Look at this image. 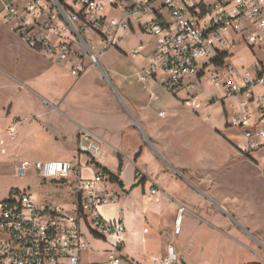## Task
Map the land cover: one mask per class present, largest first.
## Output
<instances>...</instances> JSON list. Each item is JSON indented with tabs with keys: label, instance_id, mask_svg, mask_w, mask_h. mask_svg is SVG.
Segmentation results:
<instances>
[{
	"label": "built area",
	"instance_id": "2783aa9c",
	"mask_svg": "<svg viewBox=\"0 0 264 264\" xmlns=\"http://www.w3.org/2000/svg\"><path fill=\"white\" fill-rule=\"evenodd\" d=\"M20 6H8L7 19L15 20L14 29L33 48L66 64L72 74L81 76L91 67H98L107 76L101 59L108 49L120 40V31L126 35L135 30L132 19L138 21L141 31L156 38L150 63L143 70V78L157 77L169 91L179 93L184 80L206 75V66L200 68L198 60L211 55L218 43L225 45L223 34L256 29L264 43V0H23ZM157 4H161L158 8ZM201 7H204L203 11ZM117 12L120 18L110 16ZM146 20L141 22V20ZM255 34V33H253ZM261 48L262 45H259ZM144 49L140 44L133 51L139 56ZM226 51H221V53ZM216 53V54H217ZM228 53V52H227ZM228 74L234 68L227 64ZM257 75L245 72L239 83L219 78L216 71L209 78L221 85L224 97L236 96L240 112L231 119V125L243 128L249 140V149L264 145V55L256 66ZM195 83L190 84L194 88ZM256 103L255 124L246 127L252 119V104ZM18 124L9 126L12 140L17 137ZM79 155L90 157L88 165L102 163L105 150L101 141L89 130L80 128L77 140ZM24 168L35 167L44 178L69 177L76 179V217L66 215L64 208L49 202H37L27 191L14 193L0 201V264H81V254L90 244L83 233V224L97 237H122L127 228L122 218L108 220L100 207L117 201L119 192L104 188L109 175L99 166L93 177L83 176L82 161H25ZM139 181L146 179L137 171ZM112 182V181H111ZM160 188L152 183L148 196L160 202ZM180 206L174 233L182 231V218L186 211ZM148 229L146 228L145 231ZM111 264H120L115 253ZM154 264H181L175 243L170 242L166 253Z\"/></svg>",
	"mask_w": 264,
	"mask_h": 264
},
{
	"label": "crops",
	"instance_id": "0c3cea01",
	"mask_svg": "<svg viewBox=\"0 0 264 264\" xmlns=\"http://www.w3.org/2000/svg\"><path fill=\"white\" fill-rule=\"evenodd\" d=\"M19 1L0 0V26L8 28L12 34L17 33L7 20L6 14L8 6ZM119 35H121L120 40L110 49L116 54L114 61L125 63L119 67L116 64L106 67L103 58L110 50L108 49L101 59L107 76L98 67H91L81 76H75L68 65L59 63L55 58L31 48L48 60V63H53L52 66L57 65L67 69L71 77L65 85L52 80L48 85L42 86V91L35 88L34 82L30 84L46 105H53L54 109H45V111L49 115L56 114L61 122H65L67 128L62 130L61 137L68 141L73 135L77 148L79 130L84 128L101 141L105 157L100 165H88L90 157L85 154L79 155L78 152V158L84 165L83 176L93 177L99 166H103L123 181V186L115 183L120 188L112 190L105 185L106 182L104 183V188L119 192L121 196L117 201L100 207V212L106 219L122 218L127 228L125 235L116 236L115 253L119 257H125L132 264H154L166 253L168 244L173 242L180 254L181 264H188L185 259L183 260L181 253L185 257L200 256L201 253L197 252L198 245L194 244L195 240L200 235L210 232L207 239L211 243L217 241L218 249L221 250L218 252L220 257L215 259L214 264H264V213L256 216L257 213H252L253 210L242 208L241 201L236 197L221 193L218 188L219 178L211 172L197 168L193 159L184 153V148L182 151L177 148V137H183V145L189 143L191 139L185 135L191 129L183 123L179 125L177 116L172 111L173 107H177L180 103L176 95L178 93L169 91L157 77H142L143 70L150 63L156 38L143 33L148 41L141 42L144 44V49L139 56H134V49L141 43L132 51L126 52L119 44L128 35L124 31H120ZM20 38L26 42L23 37ZM203 77H205L204 72L194 78L190 77V81L182 85L180 92L186 90L190 95L192 90L190 84L195 83L196 86ZM108 85L114 88L116 97L111 93L112 90ZM97 89L109 93V102L96 96ZM27 93L33 98L34 95L30 91ZM195 93L193 91V94ZM187 101L191 102V100ZM41 116L43 117V114ZM130 129L137 136L138 143L134 148L126 146L127 133ZM130 151H132L131 155ZM146 152L157 158V167L142 162ZM121 159L123 165L120 169ZM208 160L207 165L211 164L207 166L208 168L218 166L215 155ZM169 167L187 180L189 184L187 186L191 190L187 196H182L177 191L176 182L165 178L163 171ZM91 170L93 172L89 173ZM138 170L146 174L145 180L137 179ZM123 171L129 172L127 179L123 176ZM152 183L160 188V202L148 196ZM137 184L142 188L136 186ZM140 190L152 200L148 205L143 206L142 210L136 211L134 200L138 199L137 193ZM205 199L212 202L213 206H207ZM180 206H185L187 210L182 218V231L175 235L174 225ZM168 209L173 210L175 219L168 218L166 214ZM140 214L144 217V223L150 221L148 230L145 231L144 228L142 243L135 240V217ZM186 214L189 217H185ZM184 218L187 220L185 227ZM111 236L114 235L100 238L107 240ZM251 238L260 245L261 251ZM126 241H129V246L125 249ZM181 243H185V246L181 247ZM91 255L89 248L84 250L81 254V264L89 262Z\"/></svg>",
	"mask_w": 264,
	"mask_h": 264
},
{
	"label": "rangeland",
	"instance_id": "374dc122",
	"mask_svg": "<svg viewBox=\"0 0 264 264\" xmlns=\"http://www.w3.org/2000/svg\"><path fill=\"white\" fill-rule=\"evenodd\" d=\"M192 1L199 3V0ZM178 2L182 3V0ZM24 3L22 0L18 2L20 6ZM160 6L161 4H157L158 8ZM7 15L8 11L6 18ZM110 16L120 18L117 12L111 13ZM7 20L11 26H15L14 19ZM132 21L136 32L132 31V34L126 36L119 44L126 52L132 51L141 42L148 41L139 28L138 21L134 18ZM144 21L146 20H141V22ZM252 31L255 34L250 30L223 34L225 45L218 43L217 48L228 52L227 64H231L234 68V74H228L224 67L212 62L216 51L199 59L200 68L208 63L205 77L191 90L190 95L186 90L176 94L180 103L177 107H173L172 111L175 112L179 125L183 123L192 130L185 134L187 138H191L186 145L182 144L183 137H177V148L180 151L184 148V153L193 159L197 168L211 172L219 178L218 188L221 193L236 197L241 201L242 208L253 210L252 213H257V216L259 213H264V145L258 149H249L250 144L244 129L231 125L232 117L240 112L239 99L236 96L224 97L221 85L208 77L211 71H216L219 78L223 77L225 81L239 83L247 71L254 76L257 75L255 66L259 64L260 58L264 55V43L258 38L254 45V36L257 35V31L256 29ZM16 33L18 35L0 26V201L9 199L14 189L27 191L37 202L53 203L64 208L68 217L75 218L77 195L76 179L73 175L66 178L61 176L44 178L35 167H23L25 161H74L78 159L73 135L68 141L60 135L62 130L67 128L64 125L65 122H61L56 114L49 115L45 111V109H54L53 105H46L43 98L37 95L30 86L31 82H34L35 88L42 91V86L48 85L52 80L65 85L70 81L71 75L67 69L57 65L52 66L51 62L48 63V60L34 52L32 47L20 38L19 33ZM259 45L262 47L260 48ZM114 59H116V54L113 49H110L103 58L104 65L109 68L113 64L119 67L125 63L114 61ZM189 81L190 77H187L184 84ZM108 86L116 97L117 93L114 88ZM256 90L258 93L264 92V87ZM28 91L35 97L31 98ZM193 91L196 93L193 94ZM95 94L99 99L109 102L108 92L97 89ZM257 107L256 103L252 104V119L246 123V127L255 124ZM13 124H18L15 140H12L7 133L9 126ZM137 143V136L130 129L127 133L126 146L134 148ZM129 153L131 155L132 151ZM213 155L217 158L218 168L216 166L215 168L207 167L211 165H207L208 158H213ZM156 159L153 154L146 152L142 162L157 167ZM92 172V170L89 171V173ZM163 173L169 181L176 182L177 191L182 196H187L191 192L183 175L170 167ZM123 176L127 179L129 172L123 171ZM105 185L111 190L120 188L111 181L106 182ZM136 186L140 187L139 184ZM137 194L138 199L134 200L136 211L142 210V207L152 200L142 190ZM205 202L207 206H213L208 199H205ZM166 214L168 218L175 219L176 217L173 210L168 209ZM187 216L189 217L188 214L185 215ZM135 220V240L142 243L144 228L150 227V221L144 223V217L141 214L136 215ZM186 223L187 220L184 218V227ZM82 227L90 244L89 251L92 253L90 261L85 264H111L109 255L116 250L114 243L117 237L111 236L104 240L93 234L85 224ZM209 234L210 232L200 235L195 240L194 244L198 245L197 252L202 255L185 257L181 253L183 260L185 259L188 264H214L215 259L220 257L218 252L221 250L218 249L217 241L209 242L207 239ZM255 244L261 251L260 245L257 242ZM128 246L129 241H126L125 249ZM180 246L184 247L185 243H181ZM179 250L181 252V249ZM120 258V264H132L125 257ZM93 259L94 261H91Z\"/></svg>",
	"mask_w": 264,
	"mask_h": 264
},
{
	"label": "trees",
	"instance_id": "16d2710c",
	"mask_svg": "<svg viewBox=\"0 0 264 264\" xmlns=\"http://www.w3.org/2000/svg\"><path fill=\"white\" fill-rule=\"evenodd\" d=\"M201 9L204 11L205 8L201 7ZM228 53L227 52H223L221 53V51H219L213 58H212V62L217 65V66H221L225 63L226 61V57H227ZM123 162L122 159L120 160V169L122 168ZM103 169L105 170V172L109 175V178L112 182L119 184L120 186H123V181L120 179V177L114 173H112L111 171H109L107 168L103 167ZM20 190L18 189H14L12 191V194L19 192Z\"/></svg>",
	"mask_w": 264,
	"mask_h": 264
}]
</instances>
